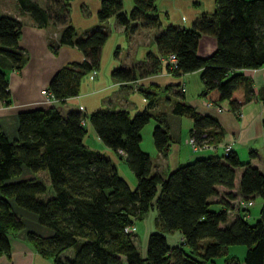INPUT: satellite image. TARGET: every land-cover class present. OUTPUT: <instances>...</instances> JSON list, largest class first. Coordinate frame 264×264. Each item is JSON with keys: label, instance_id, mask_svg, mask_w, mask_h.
Wrapping results in <instances>:
<instances>
[{"label": "trees", "instance_id": "trees-1", "mask_svg": "<svg viewBox=\"0 0 264 264\" xmlns=\"http://www.w3.org/2000/svg\"><path fill=\"white\" fill-rule=\"evenodd\" d=\"M40 25L49 22L62 27L59 43L74 44L84 54L82 61H68L51 76L47 88L58 102H64L79 91L80 80L96 69L107 32L94 28L77 36L69 18V0H46L44 7L35 1L18 0ZM115 16L117 22L129 25L133 32L138 24L160 28L154 40L165 55L174 52L178 59L176 73L200 71L203 87L200 95L213 103L226 101L233 111L246 102L260 98L252 81L242 69L264 66V0H215L209 13L200 14L189 27L163 24L156 0H133L129 12L122 0H100L97 18L104 21ZM136 22L131 23L130 22ZM20 22L0 14V98L10 102L6 70H20L26 60L19 42ZM201 34L213 35L216 48L208 55L197 52ZM159 58L151 65H139L143 73L154 72ZM137 67L117 66L111 76L133 80ZM148 104L153 96L146 92ZM172 111L192 118L189 134L199 141L217 138L220 130L210 114H201L193 106L176 101ZM102 140L113 150L121 149L136 183L131 186L116 169L112 160L89 146L85 118ZM151 118L159 119L147 109L131 114L126 108L96 109L88 115L78 110L61 113L55 103L47 108L18 112V137L9 140L0 128V254L10 250L9 235L23 227L9 197L37 214L40 224L52 230L49 236L27 233V239L38 252L54 264H210L227 252L231 244L246 246L243 264H264V171L249 161L242 162L232 150L227 155H201L180 163L163 176L152 172L149 153L140 147L141 130ZM219 128V130H218ZM155 147L165 152L170 134L166 125L152 129ZM250 152H253L251 150ZM22 165L33 173L46 170L52 195L44 197L46 184L40 179L19 178ZM243 167L237 191L235 168ZM225 188L218 209L210 208L209 198ZM262 197L259 217L247 221L250 208L237 209V199ZM238 197V198H237ZM157 211L160 231L148 235L143 256L134 242V231L125 228L142 218L150 207ZM237 215L230 218L229 212ZM248 215H246V213ZM179 231V244L170 245L165 232ZM72 249V256L64 251ZM225 264H242L230 255Z\"/></svg>", "mask_w": 264, "mask_h": 264}, {"label": "crops", "instance_id": "crops-1", "mask_svg": "<svg viewBox=\"0 0 264 264\" xmlns=\"http://www.w3.org/2000/svg\"><path fill=\"white\" fill-rule=\"evenodd\" d=\"M30 1L37 2L36 0ZM37 3L44 7L46 0ZM80 4L86 15L83 14L84 24L79 23L75 26V29H78L76 35L80 36L94 28H101L107 31V38L101 48L98 68L87 71L86 75H83L77 95L69 97L64 102H58L55 98L47 100L42 89L47 88L51 76L63 64L68 61H82L84 59L82 50L74 44L59 43V34L62 29L60 25L51 22L40 25L29 10L20 7L18 0H0V14L13 16L20 22L19 42L26 54V60L20 70H6L10 75L8 79L10 102L6 104L0 98V128L9 140L18 137L19 111L47 108L52 103H57L56 106L60 112L59 105H63L66 107V112L78 110L87 115L96 109L126 108L131 114L147 109L152 115H159V119L153 118L154 123L151 126L166 125L171 137L164 153L159 151L155 145L151 150H144L149 153L152 172L165 176L180 163L190 161L202 154H222L227 142L232 143V151L238 155L240 160L243 159L242 162L249 161L264 171V103L260 98L244 103L238 111L231 110L226 101L212 102L213 106H208L210 101L200 95L203 82L199 70L185 73L168 71L167 61L162 58L154 40L155 34L162 27L145 28L137 22V28L130 32L129 25L119 24L113 15L104 21L98 20L97 9L100 0H93L92 4L82 1ZM214 6L215 0H156V9L163 24L172 23L184 27L191 26L200 14L211 12ZM216 45L217 41L213 35L201 34L198 39L197 52L201 56H206L216 48ZM112 47L114 51L119 50V53L121 48L132 52L124 56L118 54L117 59L113 57L105 62L104 52ZM154 58H159L158 67L154 72L145 74L138 68L139 65L150 66ZM117 66L137 67L136 77L133 80L112 77L111 70ZM242 70L250 77L254 92L264 94V66ZM146 92L153 96L151 105L148 104ZM159 93H162L163 103L160 102ZM176 101L188 103L198 113L210 114L217 120L220 130L218 128L217 138L211 137L213 148L193 151L190 145H187L185 138L192 129V118L187 114H176L172 111ZM163 106L165 109H162ZM184 118H187L185 123ZM185 124L187 127L184 129ZM88 137L89 133L86 134L84 140L89 146L101 152L102 150L108 151V157L119 172L118 166H122L121 162H125V155L119 150V152L114 150L119 156L117 158L109 152L112 148L105 145L97 133L96 140H101L98 141L99 147L91 144ZM251 150L253 152H250ZM152 156H155L156 160L152 159ZM21 167L20 176L8 180L40 179L47 186L44 197L52 195L50 178L46 170L33 173L29 167L25 165ZM242 169L243 167L235 168L234 191L238 189ZM129 170L127 172L132 177L129 178L126 174L130 180L126 179L130 185H135L136 178L130 168ZM217 188L221 194L225 190L221 185ZM218 195H212L209 200L220 204L221 198ZM8 201L14 212L21 217L23 227L18 232L9 235L10 250L0 254V264H54L50 258L38 252L27 239V233L30 231L40 236H49L52 230L40 224L37 214L19 206L13 197H9ZM179 235L181 240L180 232Z\"/></svg>", "mask_w": 264, "mask_h": 264}, {"label": "rangeland", "instance_id": "rangeland-1", "mask_svg": "<svg viewBox=\"0 0 264 264\" xmlns=\"http://www.w3.org/2000/svg\"><path fill=\"white\" fill-rule=\"evenodd\" d=\"M36 1L37 2H43V0H36ZM82 1H86V2H88L90 4H92L93 0H69V6H68L69 18H70V22L73 24L74 27L76 25H78L79 23L80 24H84L83 14H84V16L86 14L84 13L83 9L81 8V4L80 3ZM179 1H181V0H179ZM122 3H123L124 10L129 12L131 10L132 6H133L132 5L133 4V0H122ZM88 14H89V12H88ZM93 14H95V11H93ZM77 30L78 29H76V31ZM131 52L132 51L129 50V49L121 48V51L119 53V50L118 51H114L113 47H112V49H110L109 51H107V49L105 50V52H104V61L107 62L109 59H112L113 57H115L114 59H117L118 54L124 56L126 53H127V55H129ZM9 76H10L9 73H7V78L8 79H9ZM161 95H162V93H159L160 102L162 101V97H163ZM161 103H163V101ZM56 105H57V103H56ZM59 107L61 109V112H64V113L66 112V109H65L66 107L65 106L59 105ZM162 109H165V107L163 106ZM84 118H85V125L87 127V130H89V132L87 131V133H89V137H88L89 142H91V144H93L94 146L99 147L98 141H101V140H96L97 138H95L96 137V132H95L94 128L91 127V124L88 121L87 117L85 116ZM185 119H187V118H184V120H183L184 123H185ZM147 123H148L147 126H145L143 128L142 132H141L140 147H141L142 150H147V149L151 150L153 148V146H154V142H153V138H152L153 126H151L152 123H154L153 118L150 119V121L147 122ZM183 127L185 129L187 127V125L185 124V125H183ZM185 133H186V130H185ZM99 143H102V142H99ZM187 145H189V144H187ZM109 152H111L117 158H119V156L114 152L113 149L112 150L110 149ZM102 153L104 155H106V156H109L108 155V151L102 150ZM152 159H155V156H152ZM241 160H243V159H241ZM121 164H122V166H120V167L118 166V170H119L120 174L122 176H124L125 179H126V178H128L127 175H126V174H128L127 171H130V170H129V167L127 166V164L125 162H121ZM124 169H125V171H124ZM128 176H129V174H128ZM130 177H132V175L129 176V178ZM131 186L133 187L135 185H131ZM218 196H220V198L222 199L223 198V192H222V194H221V192H219ZM233 202L235 203L236 200L232 201L230 203L233 204ZM261 206H262V197L261 196H256L255 200H254V205L250 208L251 215L248 218H246L249 223L253 224L256 221V219L259 217V212H260ZM219 207H220V205L217 204V203H211L210 204V208H212V209H218ZM235 215H237L236 209L229 212V217L230 218L235 217ZM156 217H157L156 208H155V206H152V207L149 208V210L145 213V215L142 218H136V219L133 220V225L135 227V230L133 232L134 233V235H133L134 242L136 244V247H137L138 251L143 256H145V254H146L147 240H148L149 233L152 232V231H160L161 230V228L156 223ZM165 234H166V237H167V241H168V243L170 245H176V244L180 243L179 231H177V230L176 231H172V232H167L166 231ZM245 249H246V246L244 244H231V245L228 246L227 252L225 254H223L220 257H216L215 262L214 263L211 262L210 264H225L226 258H228V256H230V255H235L243 264ZM72 254H73V251L70 248V249H67V250L64 251L63 256L64 255L72 256Z\"/></svg>", "mask_w": 264, "mask_h": 264}, {"label": "built area", "instance_id": "built-area-1", "mask_svg": "<svg viewBox=\"0 0 264 264\" xmlns=\"http://www.w3.org/2000/svg\"><path fill=\"white\" fill-rule=\"evenodd\" d=\"M162 58L167 61L169 72L175 71L178 68V59H177V56L174 52H168L165 55H163ZM42 92L46 96L47 100H52L54 98L53 94L50 92V90L48 88H43ZM208 104H209L208 106H213L212 102H210ZM217 109L219 110V107H217ZM205 135H206V133H202L201 134L202 139H200L198 141L194 135L188 134V136L185 138V142L190 145V147L193 151H202L205 148H213L212 143H209L206 140V138L203 137ZM230 150H232V143L227 142L223 147V154L227 155ZM119 151L122 152L121 149H119ZM202 155H213L214 156L216 154L215 153H209V154H202ZM253 205H254L253 199L243 200V199L239 198L235 202V208L244 209L245 211H247L246 208H251ZM245 213H246V215H248L247 212H245ZM125 229L128 231H134L135 227H134V225H130V226L128 225Z\"/></svg>", "mask_w": 264, "mask_h": 264}]
</instances>
